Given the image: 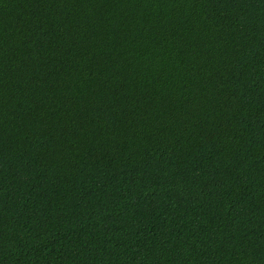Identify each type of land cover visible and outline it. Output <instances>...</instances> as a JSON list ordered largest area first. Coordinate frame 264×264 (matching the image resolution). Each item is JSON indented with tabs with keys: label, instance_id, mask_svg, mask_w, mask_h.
<instances>
[{
	"label": "trees",
	"instance_id": "1",
	"mask_svg": "<svg viewBox=\"0 0 264 264\" xmlns=\"http://www.w3.org/2000/svg\"><path fill=\"white\" fill-rule=\"evenodd\" d=\"M0 264H264V0H0Z\"/></svg>",
	"mask_w": 264,
	"mask_h": 264
}]
</instances>
